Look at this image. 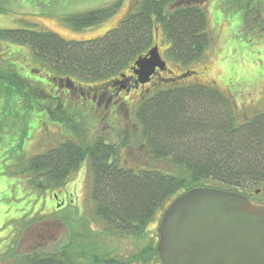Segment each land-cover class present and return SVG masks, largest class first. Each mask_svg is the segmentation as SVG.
I'll list each match as a JSON object with an SVG mask.
<instances>
[{
    "label": "trees",
    "instance_id": "16d2710c",
    "mask_svg": "<svg viewBox=\"0 0 264 264\" xmlns=\"http://www.w3.org/2000/svg\"><path fill=\"white\" fill-rule=\"evenodd\" d=\"M207 3L208 0H135L133 8L115 28L102 37L86 41L64 40L37 28L0 29V43L28 48L41 67L35 70L26 67L29 72L23 75L16 66L25 61L11 58L21 54L6 51L4 61L0 62V98L6 97L4 102L10 103V96L15 95L24 107L31 101L52 103L46 108L47 115L70 132V138L36 154L23 168L19 166L17 179L22 196L30 195L32 189L24 190L21 176L27 178L29 174L27 182L32 188L46 191L64 185L87 162L94 216L107 227L101 234L108 238L105 233L111 231V236L137 237L157 213L182 193L206 187L239 193L264 182V113L239 123L228 100L214 85L197 82V73L190 68L212 43ZM114 11L110 6L64 16L60 21L71 30L80 31L99 25ZM243 11L241 26L248 25L246 35L259 28L264 31V19L250 16L262 11L258 6L248 8L247 13ZM158 31L160 42L168 44L163 52L166 59H162L170 64L165 71L158 72L157 81L151 87L137 85L142 87L143 96L132 114L131 138L108 144L107 139L96 136L91 145L80 143L76 137L72 139L82 120L89 123V132L95 131L97 114L102 108V104L96 108L97 101L103 100L104 113L108 111L107 117H112L106 121L107 127L113 125L125 107L118 93L135 88L128 80L131 77L134 83L136 79L127 72L154 46L159 49ZM171 65L181 66L177 68L185 71L176 76ZM45 68L67 86L64 100L57 93H45L37 86L48 85L38 79L39 75L37 79L44 83L34 81L36 77L31 72L42 74ZM191 78H195L194 82H186ZM78 81L89 85L84 87ZM68 85L80 93L73 101L69 99ZM84 95L88 98L84 99ZM111 98L114 101L110 102ZM104 117L107 118L105 114ZM20 146L22 142L16 147ZM128 149L131 154L125 156ZM136 149L140 150L138 156L134 154ZM132 158L144 164L143 168L129 167L127 164ZM28 224L27 221L22 227ZM75 234H70L67 244L57 251L29 253L26 264H112L115 261L112 256L115 250H108L106 242H97L90 234L81 237ZM131 258L130 261L143 263L159 261L156 246L151 242Z\"/></svg>",
    "mask_w": 264,
    "mask_h": 264
},
{
    "label": "rangeland",
    "instance_id": "374dc122",
    "mask_svg": "<svg viewBox=\"0 0 264 264\" xmlns=\"http://www.w3.org/2000/svg\"><path fill=\"white\" fill-rule=\"evenodd\" d=\"M134 5L135 0H0V29L37 28L55 33L68 41L92 40L102 37L107 31L115 28ZM110 6L115 9L111 17L90 28L75 31L60 21L64 16L78 15ZM253 6H258L262 11L253 12L250 16L258 20L264 19V0H208L206 11L212 43L206 48L202 58L190 67L197 73V82L214 85L220 94L228 100L236 112L239 123L247 121L254 114L264 113V31L259 28L246 35L245 31H247L246 26L248 25L241 26V11L244 10L243 12L247 13V9H252ZM160 40H162L161 33L158 31L159 52L161 57L166 59L163 52L168 44H163ZM8 50L21 54L19 57L11 58L12 61L17 59L25 61L16 66L17 69L21 68L20 72L23 75L29 72V68L41 69L40 64L36 62L28 48L8 43H0V62L4 61L5 52ZM167 64L169 67L168 61ZM177 67L181 66L171 65L176 76L185 71V69ZM45 69L46 71L42 74H39L40 71L33 70L31 72L33 77H36L34 78L35 82L44 83L43 81H45L48 83V85L46 84L48 87L37 86H40L45 93H57L64 100L66 97L64 95L67 93L64 81H59L49 68ZM127 74L128 76L133 75L132 70L129 69ZM38 75V79L43 81L37 79ZM164 76L167 75L164 74ZM194 79L191 78L186 82H194ZM156 81V79L153 81L154 84ZM131 82L128 80L130 85ZM153 82L146 84L144 88H148ZM79 83L84 87L89 85L82 81ZM134 87L130 88L127 93H118L120 94L118 99L124 100L125 107H123L120 116L114 120L113 125H110V128L107 127L109 125L106 124V121L112 117H107L108 111L104 113L103 100L97 101L96 108L101 104L102 108L97 114L98 122L94 128L95 131L89 132L87 130L88 122L82 120L83 122L76 126V134L74 132L71 138L76 137L80 143L86 145H91L96 136L104 137L108 144H119L122 139H130L134 132L132 114L143 96L142 87L136 88L135 83ZM69 90V99L72 101L77 99V94L80 93H77L74 88ZM87 98V95H84V99ZM6 99V97L3 100L0 98V224H4L0 227V264H26L27 256L31 255L29 253L37 250L32 248H36L38 245L42 246L40 253L57 251L67 244L69 235L74 233L79 237L90 234L97 242L99 240L106 242L108 250H115L112 256L118 262L130 261L131 256L135 255L146 243L151 242L153 246H156L157 251V228L162 215L170 204L164 211L157 213L146 230L139 236L116 237L111 236L112 232L110 231V233H105L108 236L105 238L101 233L106 232L107 227L98 218H95L93 204L90 200L91 175L87 162L82 163L64 185L46 190L48 191L45 193L46 195L44 194L46 191L32 188L27 182L28 176H30L27 173V178L21 176L22 184L26 188L24 190L29 191L27 188H30L32 191L26 197L21 195L20 180L17 179L19 177L17 175L20 173V168H23V164H27L28 160L36 154L43 153L59 142L70 138V132L62 128L59 123L52 121L47 115L46 108L52 103L46 105L40 101H31L30 105L26 104L24 107L23 102L15 95L10 96V103L4 102ZM112 101L114 98H111L110 102ZM104 114L107 118L104 117ZM108 137L112 140L111 142L108 141ZM19 142H22V146L17 148ZM129 154H131L130 149L125 152V156H129ZM134 154L138 156L140 150L136 149ZM129 161L127 164L129 167L135 166L141 169L144 166L141 162H136L135 158L129 159ZM15 182L17 183L14 185ZM211 185L213 186V184ZM263 185L264 183H260L258 186L263 187ZM53 192H57L60 198L63 195L66 196L67 205L65 207L59 208L57 202L52 199ZM34 193L39 196L37 201L32 196L35 195ZM44 195L48 201L44 199ZM68 197L70 198L68 199ZM43 202L45 203L41 207V213L52 215L41 216L37 212ZM34 205L36 207H34L32 215L37 213L28 221V225L35 223L31 226H36V231L30 236L26 233L22 237L23 232L19 230L18 222L8 221L28 214ZM12 226L18 229L15 231L16 237L12 240L13 246H9L12 239ZM157 256L159 259L158 251ZM153 257L156 258V254Z\"/></svg>",
    "mask_w": 264,
    "mask_h": 264
},
{
    "label": "water",
    "instance_id": "95a60500",
    "mask_svg": "<svg viewBox=\"0 0 264 264\" xmlns=\"http://www.w3.org/2000/svg\"><path fill=\"white\" fill-rule=\"evenodd\" d=\"M166 69L157 45L131 68L136 87ZM157 234L162 264H264V206L237 193L206 187L178 196Z\"/></svg>",
    "mask_w": 264,
    "mask_h": 264
},
{
    "label": "flooded vegetation",
    "instance_id": "af4514ba",
    "mask_svg": "<svg viewBox=\"0 0 264 264\" xmlns=\"http://www.w3.org/2000/svg\"><path fill=\"white\" fill-rule=\"evenodd\" d=\"M157 74H158V72H157ZM156 74V75H157ZM156 75L155 76H153L152 77V79H151V81H150V83H152L155 79H156ZM132 78H134V79H136V77L134 76V75H132ZM129 80L130 81H132L131 82V84H134L136 81L134 80V83H133V80L131 79V77L129 78ZM146 86V85H145ZM138 87H141V86H138ZM262 183H264V182H262ZM261 183V184H262ZM14 185H15V183H14ZM260 186V183L259 184H257V186H255V187H253L252 189H242V190H239V193L237 192V194H239V195H242V196H245V197H247L248 199H249V201L251 202V203H253V204H255V205H260V206H264V185H263V187H259ZM37 192V191H36ZM40 192V191H39ZM38 193V192H37ZM45 193H48V191H46V192H44V194ZM35 195H32L35 199H36V201H37V199L39 198V196H37V194L36 193H34ZM46 195V194H45ZM44 195V196H45ZM51 196H52V199L55 201V202H57V205L59 206V208H61V207H65L66 205H67V199H66V196H64L63 195V197L62 198H60V196L57 194V192H53L52 194H51ZM23 197H26L25 195L23 196ZM70 197H68V199H69ZM45 200H47L48 201V198L45 196V198H44ZM42 201H43V197H42ZM35 203V202H34ZM33 203V204H34ZM44 203L45 202H43L42 203V205H40V207L38 208V210H37V212H39L40 213V215L41 216H49V215H52V214H43V213H41V207L44 205ZM34 207H36V205H34V206H32L31 207V209H30V211L28 212V214H24V215H22V216H20V217H16L15 219H10L8 222H12V223H15V222H18V225H19V230H22V234H21V236L23 237L26 233H28L29 234V236L31 235L30 234V232H32V231H34V230H36V229H34L33 227H35V226H31V225H33V224H35V223H33V224H31V225H26L25 227H22L23 226V224L24 223H26L27 221H29L30 219H32V217H33V215H35L37 212H35L33 215H32V212H33V209H34ZM58 208V209H59ZM4 224L3 223H1L0 224V227H2ZM14 225V224H13ZM30 226V227H29ZM12 228V230H11V235H12V239H11V243H10V245L9 246H11L12 244H14V243H12V240H13V238H15L16 236V234H15V231L18 229L17 227H14V226H12L11 227ZM13 246V245H12ZM12 248V247H11ZM41 248H43L42 246H39L38 245V247H36V248H32V249H37V250H34V251H38V250H41ZM9 249V248H8ZM11 250V249H10ZM112 264H162V262H160V261H154V260H151L150 262H148V263H143L142 261H123V262H118V261H113V263Z\"/></svg>",
    "mask_w": 264,
    "mask_h": 264
}]
</instances>
